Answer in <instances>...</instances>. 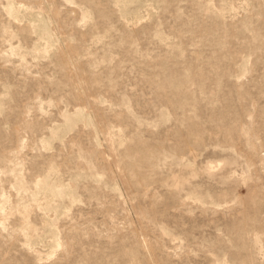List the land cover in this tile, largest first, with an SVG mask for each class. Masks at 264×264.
<instances>
[{"label":"rangeland","instance_id":"obj_1","mask_svg":"<svg viewBox=\"0 0 264 264\" xmlns=\"http://www.w3.org/2000/svg\"><path fill=\"white\" fill-rule=\"evenodd\" d=\"M0 264H264V0H0Z\"/></svg>","mask_w":264,"mask_h":264}]
</instances>
